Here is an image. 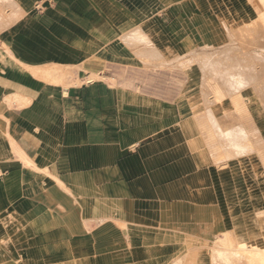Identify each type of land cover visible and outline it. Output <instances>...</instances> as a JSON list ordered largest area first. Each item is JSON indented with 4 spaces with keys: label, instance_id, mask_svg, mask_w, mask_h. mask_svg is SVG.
Segmentation results:
<instances>
[{
    "label": "crops",
    "instance_id": "obj_1",
    "mask_svg": "<svg viewBox=\"0 0 264 264\" xmlns=\"http://www.w3.org/2000/svg\"><path fill=\"white\" fill-rule=\"evenodd\" d=\"M262 3L0 0L3 247L17 257L11 236L24 237L36 255L63 257L56 245L66 241L70 257L53 264L178 260L188 235L157 232L150 218L162 224L166 210L169 225L213 224L216 190L208 171L202 191L211 199L198 200L200 173L179 132L198 128L193 109L205 78L167 66L188 59L192 38L213 32L215 22L226 21L224 33L240 26L236 19L252 22ZM241 168L235 160L219 175L227 201L240 193Z\"/></svg>",
    "mask_w": 264,
    "mask_h": 264
},
{
    "label": "bare ground",
    "instance_id": "obj_2",
    "mask_svg": "<svg viewBox=\"0 0 264 264\" xmlns=\"http://www.w3.org/2000/svg\"><path fill=\"white\" fill-rule=\"evenodd\" d=\"M262 2H263L262 3L263 6H262V8H260L261 10H259V15L252 22L246 23V22H243L241 20L239 21L236 19V20H234V23L240 24V26L232 27V28L225 26V28L228 30V33H226V32L224 33V31L222 29V24H223V22H226V21H224V20H223V22L221 21L220 26H219L218 22H215V26H214L215 28H214L213 32H208V33L202 34L201 36H197L195 38H192L195 41L194 43H197L198 41H200L199 45L203 44L205 46L204 47L196 46L197 48L194 47L191 49H184V52H188V54H191L190 55L191 57L189 60L190 66L186 67L185 62L180 63L177 66H173V64H170L167 66V67L171 66V67L175 68L178 73H185V71L191 73L196 65L202 63L201 64V70L200 69L197 70L196 67H195V69H196L198 76H199L198 72H201V74H203V76L205 78L203 85L201 86L202 90H205V89L209 88V85L207 82H208V79L210 76H208V74L212 73L213 71H215L217 69H219V70L221 69L219 67V64L222 63L223 58L221 57V54L219 53V51L222 48L227 46L225 48L224 54L228 56V60L230 61V64L237 63V64H239V71L241 69L243 70V75L236 77V78H238V82L235 85L236 86V89H235L236 93L232 94V97L230 99L226 100V98H224L222 96V94H220L219 91L216 89L214 91V93L212 92L213 95L211 96V99L214 101L213 105H212V103L211 104L210 103H204L203 107L200 108V110H203L206 113V118H207V121L209 123V128L211 129V133L213 134V136H215L217 138H224V137H228V136L238 137L241 134L242 137H244V136L247 137L246 133L242 132V130H238V129L236 130V128H233V127H231L230 129H227L228 128L227 125H228V123H230L229 121L233 117V115H230V116L228 115L229 113H232V112H229L231 110L230 106L236 107L237 110H239L238 114H240L241 116H244L246 118V112L249 109L243 108V107L238 105V103L241 102V99L242 98L244 99V97H246V100L244 101V103L252 101L250 103V105L248 103L250 108H251V104H255L254 106L257 107V112L260 113V120H257L258 117L257 118L255 117L254 112L256 111V108L254 107V109H251L249 111H252V113L254 115L253 121H254L255 126L257 128L254 126L253 122L249 123L248 121H245L243 123H244V125H246V122H248L247 123L248 128L250 129L251 133H253L255 135L254 137H256L260 141L259 144L261 146V149L264 148V53H258V52L251 53L250 51L246 50L244 47L253 45V46H255V48H261V50L264 49V0H262ZM187 17L188 16H186V18ZM183 24H184V22H183ZM207 25H209V24H207ZM241 25H243V26H241ZM207 46L212 47V50L208 51ZM218 55L221 58H219V60H218L219 62L217 61L218 65L216 66L213 64L214 63L213 60L215 58H217ZM205 56H209L210 58L209 57L204 58ZM211 58H214V59H211ZM207 59L209 61H207ZM224 61H226V60H224ZM232 71H233V69H232ZM216 80H221V82H217ZM213 82L215 84H222L223 88L226 87V86H224V81H223L222 77L215 78L213 80ZM233 86L234 85H232V87ZM188 89L184 92V95L189 94ZM16 97H15V99L17 100L18 97L17 98ZM20 100H21V97H20ZM231 102H234V103H231ZM26 103H28V102H26ZM245 106H247V105H245ZM21 108H22V106H21ZM193 110L196 111L197 109L195 108ZM219 116H221V118ZM237 119L239 120V117H237ZM196 122H198V121H196ZM198 125H200V127L196 128V129L195 128H186V129L179 130V132H180V135L183 137L184 141L187 142L189 150L192 153L191 155H193V158L196 162L197 170L200 173V176L198 179V185H199L198 187L201 191H200V193H198L197 197H198V200L200 202H202L204 200H210L211 199V197L210 198L207 197L208 195L202 191L205 188L204 185H206V180L203 176L205 174H207L208 171L211 174H213L212 175L213 183H214V186H216L217 185L216 180L218 179L216 177V175H219V174L214 173L215 166H214V163L212 162V160L210 159V157H211L210 151L207 150L206 145H207V141H209V140H207V137H206V130L204 129V127L201 126V124H198ZM9 139H12V137ZM10 143L13 145L12 140L10 141ZM13 147H14V145H13ZM14 149H15V151L17 150L15 147H14ZM19 149H20V147H19ZM16 152H18V151H16ZM19 152L17 153L18 157H20ZM14 155H16V154H14ZM61 155H63V154H61ZM8 161H10V160H8ZM29 161H25V164L30 165ZM65 163H67V162H65ZM53 164H52V166H53ZM21 165H22V163H21ZM58 168H60V167H58ZM221 169L219 170V173H221ZM47 176H48V174H47ZM2 184H3V182H2ZM4 189H6V188H4ZM68 189H70V188H68ZM215 190H216V188H215ZM65 194H67V193H65ZM215 195H216V197L214 198V202L212 203L213 204L212 208H213V213H214V215L213 214L212 215L215 218L213 224H208V225L207 224H204V225H198L197 224L195 226H193V224H191L192 226L187 224L188 227L187 226H184V227L176 226L174 224L172 225V223H171V225H169V224L165 223V221L169 219L171 214L169 213V211H166V210L163 211L162 210V212L160 213V220L162 221V224L158 223L159 222L158 218H150L151 222L153 223L150 226L152 227L153 230H155L157 232L161 229L162 230H164V229L172 230V231H175V229H178V230H181L180 232H182V230H184L182 233L185 232V234L188 235V239H187L188 241L185 240L186 242L184 245V250L188 249V251H192L193 248L195 247V244H196L199 247V249H204L205 251L211 250L213 252H217V255L222 254L223 256L217 258L218 261L220 262V263L217 262V264H227L228 263L227 259L229 258L228 254H230V253H234V254L238 255L237 256L238 262H242V263L246 262V264H264V221L263 220L258 221L260 223H254L252 225L247 226V228L245 227V229L238 230L237 234H239L240 232H246V235H247V233H248V235H247V238L245 237V239H242L240 241L235 240L233 228H231L228 224H226L223 221L224 215L222 214V211L220 210L223 206L220 204V202L222 203L224 196L222 195V199H220L221 196H220V193L217 192V190L215 191ZM43 197H45V196H43ZM60 197H63V196H60ZM81 198H82V196H81ZM59 201H60V199H59ZM0 204L2 205V203H0ZM48 207H50V206H48ZM157 213H158V210H157L156 214ZM199 215H200V213H199ZM81 217H82V215H81ZM63 220H64V218H63ZM95 221L96 220H94V222ZM154 221L158 224H155ZM97 223H99L98 220H97ZM100 223H99V225H100ZM107 226L108 225H106V224L102 225L101 226L102 230L105 229ZM181 228H183V229H181ZM89 229H90V227H89ZM51 234H53V233H51ZM249 235H252V237L250 238ZM47 238H48V235H45V241H51L52 240V239H47ZM58 244H61L62 246H68V243L66 241H62V240L58 241ZM156 247H158V246H156ZM225 253H227V254H225ZM191 259L198 262L200 259V256L197 255L194 258L183 257L181 259L176 260L175 262L172 261L173 263H171V264H192ZM217 259H205L204 255L202 254L200 264H214V262H216ZM42 260H43V258L39 259V264H42ZM233 262H235V260H233ZM0 264H4V263H0ZM14 264H17V263H14Z\"/></svg>",
    "mask_w": 264,
    "mask_h": 264
},
{
    "label": "rangeland",
    "instance_id": "obj_3",
    "mask_svg": "<svg viewBox=\"0 0 264 264\" xmlns=\"http://www.w3.org/2000/svg\"><path fill=\"white\" fill-rule=\"evenodd\" d=\"M200 41H198L196 46L204 47L205 45L201 44L199 45ZM252 46V47H251ZM245 46L244 48L251 53H264V49L261 50V48H255V46ZM227 47V46H226ZM222 48L219 53L221 54V57L223 58L222 63L219 64V67L221 68L220 70L217 69L213 71L212 73L208 74L209 79H208V85L209 88L202 90V96L201 98H198V100L201 101V104L196 107L197 110H200V108L203 107L204 103H214V101L211 99V96L213 95L212 92L217 89L220 94L226 100L230 99L232 97V94L236 93V84L238 82L237 76H242L243 75V70L241 69L239 71V64H230V61L228 60V56L224 54L225 48ZM208 53V52H207ZM191 54H188V52H184V57H188V59L184 60L186 67L190 66L189 60ZM209 56H205L204 58H207ZM219 55L217 58H211L213 60L214 65H218V60ZM236 57V56H235ZM210 58V57H209ZM226 60V61H224ZM238 60V59H237ZM207 61H209L207 59ZM218 61V62H217ZM239 61V60H238ZM202 64V63H201ZM201 64L196 65L197 70H201ZM212 64V65H213ZM211 66V65H210ZM192 70L191 73L194 74V76H198L196 69ZM233 69V71H232ZM231 71V72H230ZM187 71H185L186 73ZM184 73V74H185ZM198 74H201V72H198ZM213 76V77H212ZM217 77H222L224 81V86L223 88L222 84H215L213 80ZM217 82H221V80H216ZM232 85H234L232 87ZM189 87L188 83H185L183 87V92L187 90ZM243 99V98H242ZM241 102L238 103L239 106L243 108H248L249 110L256 108L255 117L257 120H260V113L257 112V107L254 106L255 104H251L250 108V103L252 102H247L244 103L246 100V97ZM234 103V102H231ZM249 103V105H248ZM247 105V106H245ZM185 110H189V106L186 107V103L183 106ZM231 110L228 115H233L232 119L228 123V128L230 129L231 127L236 128V130H242V132L246 133L247 137L244 136L242 137L241 134L238 137L234 136H228L224 138H217L213 136L211 133V129L209 128V123L206 118V113L203 110H200L197 115V120L198 124H201L202 127L206 130V137H207V150L210 151V159L214 163L215 169L214 173L215 174H221L219 173V170L221 169V172L230 169L232 162L235 160L241 161V164L243 165V168L240 169V193L237 194H232L233 198L230 199V201H227V198L224 193L218 192V187L217 185L215 186L216 190L218 193H220V196L222 199V195L224 196L222 203L220 202L222 208L220 209L222 211V214L224 215L223 221L228 224L231 228H233L234 232V239L237 241H240L242 239L247 238L246 232H240L238 233V230L245 229L247 226L252 225L254 223H260L258 221L263 220L264 221V148L261 149V146L259 144V140L254 137L255 135L251 133L250 129L248 128L247 123H254V115L252 111L247 110L246 112V118L244 116H241L239 113V110H237L236 107L230 106ZM251 114H250V113ZM257 112V113H256ZM263 116V115H262ZM239 117V120L237 119ZM246 122V125H244L243 122ZM255 126V123H254ZM200 127V125H198ZM256 127V126H255ZM257 128V127H256ZM245 171V173H244ZM219 175H216L217 178H219ZM218 180V179H217ZM216 180V182H217ZM233 181V178H232ZM217 184V183H216ZM235 188V187H234ZM235 205H240V209H234ZM258 217V218H257ZM257 221V222H256ZM2 228H0V238L3 234L1 231ZM209 236V235H208ZM250 238L252 235H249ZM254 237V236H253ZM22 238V237H21ZM18 239V238H17ZM15 239L13 236H11V242L13 243L15 250H16V255L17 257H14L9 251V249H5L3 247V244L1 243L0 240V263L4 264H39V259L43 258L42 264H53L56 260H60L63 257H70V254L72 252V249H69L68 246H62L61 244H57L56 247L59 248V251L63 252V257H56V256H39L36 255L34 252L38 250V247H32L29 246L30 243L26 242L24 237L20 239ZM20 240V241H19ZM44 241H45V236H44ZM55 244V243H54ZM197 249H196V248ZM195 247L193 248L192 251L184 250L182 251L180 258L183 257H190L194 258L197 255L200 256V259L198 262L195 260L191 259L192 264H200L202 254L204 255L205 259H217L218 257L223 256L217 255V252H213L211 250L205 251L204 249H199V247L195 244ZM216 251V250H215ZM189 253V254H188ZM227 254V253H225ZM238 255L234 253L228 254V263L227 264H246L242 262H238L237 257ZM235 257V258H234ZM235 260V262H233ZM9 261V262H8ZM14 262V263H13ZM220 263L217 259L214 264Z\"/></svg>",
    "mask_w": 264,
    "mask_h": 264
}]
</instances>
